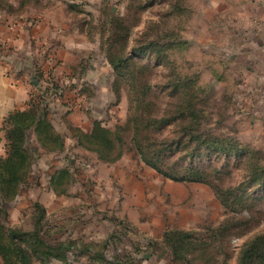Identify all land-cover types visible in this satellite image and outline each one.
I'll return each mask as SVG.
<instances>
[{"label": "rangeland", "instance_id": "374dc122", "mask_svg": "<svg viewBox=\"0 0 264 264\" xmlns=\"http://www.w3.org/2000/svg\"><path fill=\"white\" fill-rule=\"evenodd\" d=\"M0 1L16 14L46 13L59 29L79 32L74 38L84 36L96 48L83 55L79 70L80 89L87 97L79 110L90 112L91 122L98 119L113 128L126 117L128 92L116 90L119 83L101 51L111 20L120 17L131 25L128 50L141 40L160 44L155 48L159 58L150 57V50L133 54L152 68L153 91L164 92V85L179 77L201 85L205 127L221 147H235L230 155L205 148L201 156L178 160L210 166L208 172L221 178V187L235 188L231 207H226L210 184L164 177L132 151L116 164L98 161L94 152L77 145L67 121L53 115L65 150L36 157L28 182L5 203L6 224L30 232L32 204L39 201L46 209L43 229L49 227L45 239L54 245L74 242L63 262L51 257L49 264H114L112 255L125 252L140 264H166L170 249L165 236L175 230L193 231L203 241L216 231L215 243L223 242L214 251L220 257L227 251L234 263L247 242L264 234V183L248 188L246 204L237 203L244 179L253 173L264 179V18L257 19L264 17V5L257 0H12L7 7L8 0ZM168 42L174 46L168 48ZM56 97L49 95L48 103ZM28 146H38L33 136ZM67 164L73 178L69 193L56 195L48 179ZM118 168L123 175L112 178ZM127 184L133 194L129 198L122 192ZM135 192L141 195L134 198ZM226 225L230 229L223 237L218 230ZM97 253L105 259L99 260ZM32 264L46 263L34 258Z\"/></svg>", "mask_w": 264, "mask_h": 264}, {"label": "trees", "instance_id": "16d2710c", "mask_svg": "<svg viewBox=\"0 0 264 264\" xmlns=\"http://www.w3.org/2000/svg\"><path fill=\"white\" fill-rule=\"evenodd\" d=\"M6 6L11 7V4L7 3ZM111 21L101 51L119 83L116 90L125 88L128 92L126 117L113 128L98 119L92 122L88 132L72 128L77 144L94 152L99 161L107 163L115 162L127 151H132L145 165L164 177L210 184L223 205L231 207L230 198L235 188L221 187V178L211 176L208 172L210 166L205 168L178 162L180 159L185 161L187 157L201 156L205 148L225 150L228 155L235 149L234 145L221 147L214 140L218 137L212 136L205 127V100L198 94L201 85L179 77L168 81L164 85V92L153 91L152 68H148V64L140 62L133 54H146L150 50V57L156 54L155 58H159L160 51L155 52V48L160 44L156 39L141 40L138 46L128 50L131 25L120 17ZM167 44L168 48L174 46L171 42ZM36 79H39L38 74ZM58 92L61 93L60 87L52 83L50 88L32 96L27 108L14 110L3 120L7 152L4 156L0 155V264H32L34 258L49 264L51 257L63 262L66 252L73 247L74 242L71 240L68 241L70 245L64 246L63 242L54 245L45 239L49 227L43 229L46 209L39 201L32 204V231L22 232L17 226L6 224L8 212L5 203L14 200L28 182L36 157L42 153L65 150L64 137L49 119V105L45 102V96L53 97ZM31 136L38 145L33 149L28 146ZM255 176L253 173L238 185L242 190L240 195H236L238 204H246L250 198L248 188L258 181L264 183V179ZM72 181V171L66 165L50 175L49 186L56 195L68 194ZM121 226L126 230L125 226ZM229 229L228 225L222 226L218 232L224 237ZM216 234V231L210 233L212 239L203 241L193 231H171L165 236V243L170 249V259L166 264H264V234L247 242L234 263L227 251L221 257L214 251L223 242L215 243ZM38 251L41 256L37 254ZM96 256L99 260L104 258L101 253ZM111 260L114 264H140L128 252L122 255L114 253Z\"/></svg>", "mask_w": 264, "mask_h": 264}, {"label": "crops", "instance_id": "0c3cea01", "mask_svg": "<svg viewBox=\"0 0 264 264\" xmlns=\"http://www.w3.org/2000/svg\"><path fill=\"white\" fill-rule=\"evenodd\" d=\"M8 2L14 3L12 0ZM257 4L264 5V0H257ZM263 18L258 17L257 19L262 20ZM257 24L259 28L262 25L259 21ZM78 33L75 31L71 34L66 29H59L50 21L46 13L35 14L26 10L16 14L0 5V155L4 156L7 152L5 131L2 128L5 117L14 110L27 108L31 97L50 88L52 83L59 86L63 93L62 96L50 98L48 103V117L54 127L52 116L58 113V117L67 121L73 129H81L84 132L91 129L90 112L84 113L79 110L80 103L87 98L80 89L82 78L79 76V70L85 63L83 55H88L96 48L84 36L74 38L80 35ZM48 46L51 47L52 54L48 51L45 53ZM47 56L51 60L54 57V60L49 61ZM9 70H15L17 75L8 74ZM36 74L39 75V79H36ZM55 129L62 134L57 127ZM67 166L71 168L69 164ZM110 175L113 178V176L123 174L118 168ZM49 179L48 188L53 192L49 186ZM130 190L128 184L122 190L128 193L125 195L128 196L127 198L132 194ZM140 195L139 193L134 198Z\"/></svg>", "mask_w": 264, "mask_h": 264}, {"label": "built area", "instance_id": "2783aa9c", "mask_svg": "<svg viewBox=\"0 0 264 264\" xmlns=\"http://www.w3.org/2000/svg\"><path fill=\"white\" fill-rule=\"evenodd\" d=\"M45 48V47H44ZM46 50V52L45 53H47V51H48V53H49V48L47 47V49H45ZM50 54V53H49ZM47 58L49 59V61H51V59L49 58V56H47ZM7 73L8 74H10V73H12V74H14L13 76H16L17 75V73L15 72V70H9V71H7ZM48 96H45V102H47L48 103V98H47ZM53 97H56V96H53Z\"/></svg>", "mask_w": 264, "mask_h": 264}, {"label": "water", "instance_id": "95a60500", "mask_svg": "<svg viewBox=\"0 0 264 264\" xmlns=\"http://www.w3.org/2000/svg\"><path fill=\"white\" fill-rule=\"evenodd\" d=\"M35 83H36V81H35Z\"/></svg>", "mask_w": 264, "mask_h": 264}]
</instances>
